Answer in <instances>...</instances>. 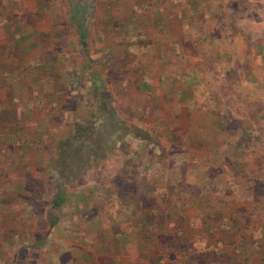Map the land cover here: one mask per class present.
Instances as JSON below:
<instances>
[{"label":"rangeland","instance_id":"rangeland-1","mask_svg":"<svg viewBox=\"0 0 264 264\" xmlns=\"http://www.w3.org/2000/svg\"><path fill=\"white\" fill-rule=\"evenodd\" d=\"M260 42L264 0H0V264H264Z\"/></svg>","mask_w":264,"mask_h":264},{"label":"crops","instance_id":"crops-1","mask_svg":"<svg viewBox=\"0 0 264 264\" xmlns=\"http://www.w3.org/2000/svg\"><path fill=\"white\" fill-rule=\"evenodd\" d=\"M259 44H264V42H260ZM253 61H254V64H253V74L255 77H259V75L256 74V69H264V47H262L261 49V53L258 55V57L254 56L253 57ZM136 260H138V257L136 255ZM160 260V259H159ZM162 260V259H161ZM179 263L181 262V259H174L173 261L171 259L168 260V263L172 264V263Z\"/></svg>","mask_w":264,"mask_h":264},{"label":"trees","instance_id":"trees-1","mask_svg":"<svg viewBox=\"0 0 264 264\" xmlns=\"http://www.w3.org/2000/svg\"><path fill=\"white\" fill-rule=\"evenodd\" d=\"M62 202H63V196H59V197L57 196V199L53 202V204L54 205H60Z\"/></svg>","mask_w":264,"mask_h":264}]
</instances>
